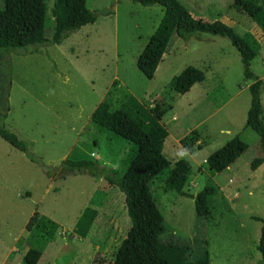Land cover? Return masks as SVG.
I'll return each mask as SVG.
<instances>
[{
  "label": "rangeland",
  "instance_id": "obj_1",
  "mask_svg": "<svg viewBox=\"0 0 264 264\" xmlns=\"http://www.w3.org/2000/svg\"><path fill=\"white\" fill-rule=\"evenodd\" d=\"M178 2L194 19L220 21L238 36L250 34L259 44L250 69L264 81V34L233 8L232 0ZM53 4L46 0L48 40ZM86 7L96 13V21L60 45L39 47L33 54L0 53V126L25 142L28 153L51 172L65 159H87L119 178L136 147L94 125L91 114L102 101L114 111L129 95L149 108L163 98L171 106L161 121L168 133L163 154L170 163L183 159L191 167L183 192L196 195L211 184L215 194L208 200L212 220L203 221L192 199L164 193L152 181V199L164 219L161 242L186 247L188 261L206 253L208 264H262L257 245L264 222V151L256 133L244 128L252 81L244 79L238 52L218 36L173 38L154 78L147 80L136 60L162 8L130 0H87ZM188 66L200 70L204 80L177 95L170 82ZM260 102L264 127V86ZM236 135L247 150L222 173L208 172L204 160ZM86 208L96 214L80 238L73 230ZM34 214L57 224L55 239L42 249L37 264H111L130 227L124 197L115 186L86 174L46 177L0 138V264H23L40 235L26 229Z\"/></svg>",
  "mask_w": 264,
  "mask_h": 264
},
{
  "label": "trees",
  "instance_id": "obj_2",
  "mask_svg": "<svg viewBox=\"0 0 264 264\" xmlns=\"http://www.w3.org/2000/svg\"><path fill=\"white\" fill-rule=\"evenodd\" d=\"M86 1L54 0L52 10L54 28L52 37L48 40L44 37L46 0H3V8L0 9V53L23 51L26 54H33L39 47L60 45L70 34L96 21V13L87 9ZM130 1L143 7L158 5L163 10L156 29L136 60L137 70L147 80L154 78L156 69L173 38L185 42L191 38L199 40L201 35L207 34L229 40L240 56L244 79L252 81L248 87L250 107L244 128L256 133L264 151L260 102L264 81L255 76L250 69L251 61L259 52L257 41L250 34L238 36L231 27L220 21L207 23L194 19L178 0ZM232 1L233 8L247 15L264 34V0ZM1 78L0 70V81ZM203 80L204 74L200 70L188 66L171 80L170 88L177 95H184L193 85ZM170 109V104L161 97L156 98L153 107L149 108L131 95L114 111L110 110V105L105 101L96 106L90 117L92 123L136 147V153L119 178H115L111 170L105 166L87 159H65L56 172H51L28 153L25 142L3 126H0V138L22 153L30 162L39 165L46 177L61 180L75 174H86L93 178H102L119 190L124 197L130 227L111 264H208L206 253L194 261H188L186 247L165 244L160 240L165 230L164 219L152 199L150 189L152 181H158L164 193L172 192L192 199L196 216L203 221L212 220L208 200L215 194L211 184L204 186L196 195L183 192L191 175V167L183 159L170 163L163 154L168 133L161 121ZM247 148L238 135L234 136L204 160L207 171L213 174L222 173ZM95 214V210L86 208L79 217L73 233L84 238ZM31 228L37 230L40 235L35 246L22 257L23 264H37L42 249L55 239L57 224L34 214L26 225V229ZM257 251L264 264V222H261Z\"/></svg>",
  "mask_w": 264,
  "mask_h": 264
},
{
  "label": "crops",
  "instance_id": "obj_3",
  "mask_svg": "<svg viewBox=\"0 0 264 264\" xmlns=\"http://www.w3.org/2000/svg\"><path fill=\"white\" fill-rule=\"evenodd\" d=\"M188 93V92H187Z\"/></svg>",
  "mask_w": 264,
  "mask_h": 264
}]
</instances>
